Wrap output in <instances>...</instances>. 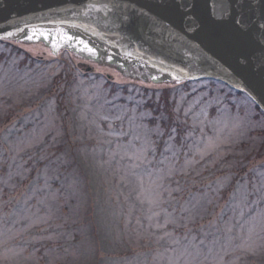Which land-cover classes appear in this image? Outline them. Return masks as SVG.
Returning <instances> with one entry per match:
<instances>
[{
	"label": "rangeland",
	"instance_id": "374dc122",
	"mask_svg": "<svg viewBox=\"0 0 264 264\" xmlns=\"http://www.w3.org/2000/svg\"><path fill=\"white\" fill-rule=\"evenodd\" d=\"M15 46L26 53L11 54L0 47V264H116L105 248L98 253L92 220L79 231L81 239L76 246H38L60 239L69 242L74 237V233H67L69 216L61 211L62 200L54 188L52 172H46L47 180L40 197L38 194L37 175L44 161L49 170L60 171L67 157L69 161L80 158L87 165L94 162L100 172L98 185L103 179L110 187L111 177L117 176L119 182L115 183L124 182L123 187L130 190L120 199L114 190H108L106 200L97 205L106 215L105 230L107 223L116 230L117 214H125L122 233L135 249L141 248L143 239H152L145 242L146 248H152L140 251L127 264H264V158L255 156L259 167L251 175L246 172L241 182L237 179L240 187L235 185L226 194L236 203L252 199L249 207L223 205V210L215 213L210 208L222 197L219 191L232 181L229 177L216 180L215 166L222 165L237 145L253 138L252 128L264 127L249 97L235 98L219 83H199L195 88H203V92L195 102H189L193 107L199 105L197 101L204 102L203 113L198 111L200 118L196 115L191 123L198 120L202 131L182 133L176 118L185 128L186 122L179 115L193 110H181L178 101L182 103L183 98H172L173 115H177L173 122L156 123V118L164 117L165 109L158 114L142 112L136 106L146 103L139 96L142 87L163 89L170 86L168 83L154 85L130 78L131 74L85 54L77 56L70 48L24 40L15 41ZM2 53L6 58H1ZM110 82L136 90L135 104L113 106L122 89L112 97ZM65 89L68 92L63 94ZM214 104L220 109L210 113ZM180 143H184L182 154L177 147ZM237 152L243 156L246 151L240 148ZM241 158L247 166L246 158ZM235 166L234 161L229 168ZM89 172L82 175L83 182L91 177ZM69 176L78 177L73 172ZM179 176L191 178L181 183ZM201 181L205 183L202 186ZM57 183L67 185L66 205L74 211V221H82L87 187L76 180ZM133 213L140 222H132ZM104 235L106 231L101 232ZM20 239L33 241L37 249L31 242L17 243Z\"/></svg>",
	"mask_w": 264,
	"mask_h": 264
},
{
	"label": "water",
	"instance_id": "95a60500",
	"mask_svg": "<svg viewBox=\"0 0 264 264\" xmlns=\"http://www.w3.org/2000/svg\"><path fill=\"white\" fill-rule=\"evenodd\" d=\"M221 3L222 0H0V39L58 47L69 44L70 49L112 67L121 63L122 71L140 79L148 77V73L144 77L132 65L144 63L157 84L220 81L249 95L264 111V72L260 64L264 42L259 32L237 37L228 19L220 18ZM253 3L254 11L248 14L260 23V0ZM34 27L73 33L94 48L96 55L81 51L83 45L78 39L71 43L50 35L47 40L26 39ZM242 54L249 57L247 63H241Z\"/></svg>",
	"mask_w": 264,
	"mask_h": 264
},
{
	"label": "trees",
	"instance_id": "16d2710c",
	"mask_svg": "<svg viewBox=\"0 0 264 264\" xmlns=\"http://www.w3.org/2000/svg\"><path fill=\"white\" fill-rule=\"evenodd\" d=\"M0 47L4 48L6 50H11V54H13L14 51H16L17 53L21 54V53H26L24 52L22 49L18 48L17 46H15V41H7V40H0ZM29 55V54H27ZM2 59L6 58V53H2ZM140 64L137 67L132 68L133 70H136L137 73L142 74L144 77L147 75L150 78L151 76V72L149 70V68L145 65H143L141 67ZM143 78V77H142ZM139 81H145L144 79H140ZM149 82H151L152 84L155 85V83H153L151 81V78L148 80ZM205 81H197V82H186V83H177V82H172V83H168V85L170 86H166L167 88H163V89H156V88H147V87H142L141 90V94H139L140 99L146 101V103H141V104H136V106L140 107L142 109V112L146 111V110H153V112L155 111L158 114H162V111L164 110V117H159L158 119L156 118L155 121L156 123L160 122H167L170 121L172 119V122L175 121V118L177 117V115H173V111H174V107L175 104H173L172 98L173 97H177V99L179 98V100H181L183 98L182 103L178 101V103L182 104L181 106V110L182 111H187V109H191L193 108V110H191V114L190 113H186L185 115H183V113H181L180 118H184V121L186 122L185 125L186 127L184 128V126H180L181 122L177 121L176 118V125H178L180 127V130L182 133H184L185 131H193L194 133H200L202 131V128L197 126L198 124V120H196V115H198V111L201 110L200 114L203 113V108L201 107L204 102L202 101H197V103L199 104L198 106L193 107L189 101L195 102L197 100V96L200 92H203V88L200 89H196L195 86L199 85V83H202V85L204 84ZM211 83H219L222 86H225L226 88L230 89L234 95L236 96L235 98L238 99H242L241 97L247 96L246 94L242 93V92H238L233 90L232 88H230L229 86L221 83V82H217V81H208ZM109 85H111V94L112 97L117 95L118 90H121V96L115 97V99L113 100V106L118 105L119 103L122 105H127L128 103L131 104L132 106L135 104V94H136V90H132L130 88V85L128 84H124V85H120L116 82H110L108 83ZM205 85V84H204ZM159 90H160V95L159 94ZM64 93L68 92V89L63 90ZM221 91L224 92L225 90H223L221 88ZM61 95V94H60ZM249 97V96H247ZM250 98V97H249ZM251 99V98H250ZM252 100V99H251ZM187 101V102H186ZM253 101V100H252ZM254 102V101H253ZM62 103V102H61ZM255 104V103H254ZM140 105V106H139ZM60 109H64L63 104H59ZM189 106V108H188ZM110 107V106H109ZM179 107V105H178ZM255 108L258 111L259 115L262 116L263 120H264V112L259 108V106H257L255 104ZM220 109V106H217L216 104L212 105L209 110L211 111L210 113H216L218 112ZM111 110V109H110ZM177 112V111H176ZM111 114V112H110ZM114 114V112H113ZM176 114V113H175ZM200 114L198 115V119L200 118ZM188 116V117H187ZM194 116V117H193ZM175 117V118H173ZM193 118H196V124L194 121V125H192L191 123H193ZM256 119V118H255ZM260 123V122H258ZM121 123H117L116 126L120 125ZM256 125V124H255ZM260 126V127H258ZM254 128H252V134H253V138H251L250 141H246V142H242L239 145H237L236 151L234 153H230V155H228V157L225 159V162L222 163V165H217L215 166V174L217 175V179L222 178L225 179L227 177L231 178L232 181H230L227 186H225V188L222 191H219V193H221L222 197L216 198L215 201L212 202V204L210 205L211 210L214 212H217L219 209L223 210V205H225L224 208L226 207H230L232 204V207H240L242 208L243 205H247L248 202L252 201V199H246V200H242L238 203L234 202L232 197H226V194L228 192V194H230V192H232L231 188L234 187L235 185L237 186V188L240 187V182L243 180V176L246 172L249 173V175L253 174L255 172V170L259 167V162L256 160L255 156H261V158H264V127L263 125H258ZM171 127V126H170ZM188 127V129H187ZM258 128H262L260 130H257ZM107 127H105L106 129ZM179 142V141H178ZM165 142L164 144H162V148L163 151H165ZM181 144V143H180ZM177 144V147L179 148H175V149H179L182 152H179L180 154H182L184 151L181 149V146H184V143H182L181 145ZM250 144H254V146L250 147ZM179 145V146H178ZM243 149L244 151H246L243 156H239L238 154V150ZM247 149L249 152H247ZM240 153V151H239ZM69 155V154H68ZM71 157L76 158L73 154H71ZM241 157H245L247 160V166H244V158ZM70 158V157H69ZM260 158V159H261ZM72 161L67 160L65 163H63V167L62 170L57 171L56 169L53 170H49V164L48 162L45 160L44 164L42 165L40 171L38 172L37 178H38V194L40 197V192L42 190V186L43 184L46 182L47 180V176H46V172H52L50 173L52 175V177L54 178V188L57 189L58 192V197L62 200V213L66 214V216H69V224H67L66 229H67V233H74V237L69 241L66 242L63 239L58 240L56 243H46L42 246L41 243H38L39 247H48L53 249V245L57 246L58 248H63V247H70V246H76L77 243L79 242V240L81 239L79 236V231L81 230L82 227H85L88 223L93 222L94 224V236L96 237V241H97V247H98V253H102L104 252V248L106 253H108V257L109 259H112L113 261L116 262V264H127L129 263L130 259H132L133 257L136 256V254H138L140 251L144 252L145 250L151 249L152 247L149 246V248L145 247L146 243L145 242H149V240L152 241V239H143V244L141 243V248L135 249V247L131 246L129 244V242L127 241V239L124 237V234L122 233V229L123 226H125L124 221L126 222V220L124 219L125 214H117V227L116 230H112L113 225L111 223H107V230H105L104 228V219L106 218V215L102 214V211L98 208L97 205H99V203L104 202L106 200V192L108 190H114V194L117 195V199L121 198V194H125L124 192H130V190H128V188L123 187L124 182L123 183H119L122 185H117L115 182H119V179L117 178V176H113L112 181H110V187H107V185H105L104 180L102 179V183H99L98 185V178L100 176V172H98V169L96 167V165L93 163H89L88 165L83 162V160H81L80 158H77V160H73ZM237 162V166L233 167L232 170L231 168H229L231 166V164L233 162ZM69 162V163H68ZM87 170V173L84 172L85 169ZM49 170V171H48ZM89 170H91V177H88L84 182L82 181V175H89ZM231 170V171H230ZM71 172H73L75 175H78V177L76 178H72L71 179ZM54 173V174H53ZM99 173V174H98ZM96 176L95 179H93V176ZM214 175V173H213ZM184 176H179V181L181 183H183L182 181H184V179L186 178H191V176L188 177H184ZM219 177V178H218ZM225 177V178H224ZM68 178V179H67ZM237 179L240 180V182L237 181ZM69 183L72 180H76V181H81L83 185H85L87 187V191L84 190V197H87V206H86V211L84 213V217L82 215V221H74L75 218L72 217L73 215V210H71L70 207H68L66 205L67 200H69V196H68V191L67 190V185L65 187L62 186H58L57 182H65ZM215 180V179H214ZM234 181V182H233ZM201 186L204 185L205 183H203L202 181L200 182ZM100 185H103L102 187ZM101 187V190H100ZM206 188V187H204ZM195 189V186H194ZM196 190V189H195ZM86 191V192H85ZM109 196L111 198H113L114 196H112V194L109 192ZM28 195V194H27ZM83 197V198H84ZM134 198V195L132 196ZM179 199H181V193L178 194ZM132 199V198H131ZM75 200L78 201L77 196L75 198ZM34 201V200H32ZM134 201V200H133ZM263 202V201H262ZM261 202V207L263 205V203ZM225 203V204H224ZM113 204H116V200H114L113 198ZM217 204V208H213L215 207ZM125 206H127V203H124ZM247 207H249V205H247ZM120 211V210H119ZM214 212V213H215ZM133 219L132 222H140L138 220V218H136L137 216L134 215L133 213ZM213 216V215H212ZM230 219V218H229ZM227 221H225L224 223H226ZM26 223V221L24 222ZM224 226V225H223ZM101 228V229H100ZM201 228H198L200 233H201ZM112 230V231H111ZM104 231H106V235H104V238L101 236V232L102 235L104 234ZM64 237V235H62ZM206 240H208L206 238ZM33 243L32 247L37 249V245L31 241V240H26V239H20L17 240V243L21 244V245H29V243ZM104 246V247H103ZM108 248V249H107ZM42 250V248H41ZM39 251V249L37 250ZM41 255V251L38 252ZM147 254H151L150 252H147ZM111 260V261H112Z\"/></svg>",
	"mask_w": 264,
	"mask_h": 264
},
{
	"label": "snow or ice",
	"instance_id": "6c2138e0",
	"mask_svg": "<svg viewBox=\"0 0 264 264\" xmlns=\"http://www.w3.org/2000/svg\"><path fill=\"white\" fill-rule=\"evenodd\" d=\"M182 5H177V7H181ZM254 3L253 0H222L220 4L221 8V19L227 18L230 24L231 31L237 37H245L250 35L252 32H259L262 38V42H264V0H260V23H256L253 21L252 16L248 13L254 11ZM245 9L248 12H245ZM23 31V30H21ZM59 31V30H58ZM9 36L12 33H8ZM43 38L47 40L49 38V34L39 29H33L31 35H25V38L28 40H32L33 38L40 39ZM61 38L65 41H71L73 39H78V42L83 45L81 51H87L90 55L95 56L96 50L80 38H74L73 36L69 35L68 33H63ZM53 47H57L56 44H53ZM249 61V57L247 55L242 54L241 63H247ZM261 64V71L264 72V56L261 57L260 60ZM155 79V77H154Z\"/></svg>",
	"mask_w": 264,
	"mask_h": 264
},
{
	"label": "flooded vegetation",
	"instance_id": "af4514ba",
	"mask_svg": "<svg viewBox=\"0 0 264 264\" xmlns=\"http://www.w3.org/2000/svg\"><path fill=\"white\" fill-rule=\"evenodd\" d=\"M33 29H39L40 31H43V32H45V33H48L50 36H59V37H61L62 36V34L63 33H68L69 35H71V36H73L74 38L75 37H77V35H74L73 33H70V32H67V31H65L64 29H61V30H59V29H55V30H51V29H46V28H44V27H34V28H32L31 29V33H32V30ZM30 30V29H29ZM59 30V31H58ZM59 32H61L60 33V35H59ZM78 36H80V35H78ZM81 37H83L82 35H81ZM42 38V37H41ZM43 39V38H42ZM44 40V39H43ZM74 41V39L72 40V41H68L69 43H71V42H73ZM67 43V42H66ZM61 48L62 47H66V48H70L69 47V44H65V45H61L60 46ZM63 49V48H62ZM72 49V48H71ZM76 50V51H75ZM72 51L73 52H75L76 54H77V56H81V53H80V51L78 50V49H72ZM86 58V57H85ZM117 63V62H116ZM140 65V63H138V64H136V65H133V66H139ZM122 65H121V63H119V65L118 66H116V68H118L119 70H123L122 68H124V67H121ZM142 67V66H141ZM123 72V71H122ZM124 73V72H123ZM124 74H126V73H124ZM135 75H129V77H133V78H138V77H134Z\"/></svg>",
	"mask_w": 264,
	"mask_h": 264
}]
</instances>
